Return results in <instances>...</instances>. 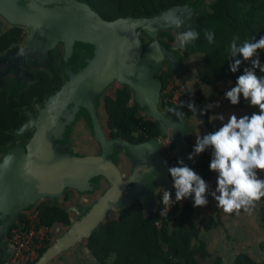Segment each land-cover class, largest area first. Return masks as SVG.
Segmentation results:
<instances>
[{"label":"water","instance_id":"obj_1","mask_svg":"<svg viewBox=\"0 0 264 264\" xmlns=\"http://www.w3.org/2000/svg\"><path fill=\"white\" fill-rule=\"evenodd\" d=\"M170 11L185 22L196 12L191 6H173L149 18L106 21L77 0H0L1 14L30 31L23 51L40 46L47 55L64 42L70 52L75 41L94 46L84 66L67 72L61 90L21 129L35 130L29 142L13 146L0 159V264L7 258L11 228L22 213L44 200L59 201L67 191L90 198L71 225L55 230L52 244L35 263L60 264L63 254L76 247H83L92 260L86 241L101 224L117 219L134 202L143 203L148 215L156 210L155 192L171 189L160 139L132 144L108 136L100 109L113 84L130 88L133 102L173 142L177 160L191 163L186 159L190 154L186 103L175 111L159 107L162 81L156 74L165 64L174 77L188 69L182 57L159 40L161 31L175 29L161 19ZM143 34L151 40L146 47ZM8 58L0 59V64ZM75 131L87 137L74 139L70 132ZM118 152L125 153L127 174L122 163L114 162ZM9 154L13 159L5 165Z\"/></svg>","mask_w":264,"mask_h":264},{"label":"trees","instance_id":"obj_2","mask_svg":"<svg viewBox=\"0 0 264 264\" xmlns=\"http://www.w3.org/2000/svg\"><path fill=\"white\" fill-rule=\"evenodd\" d=\"M77 1L86 3L101 18L109 21L120 18H149L173 6L195 8L193 17L186 21L179 31L191 28L199 33V37L184 49L174 52L179 54L184 62L200 57L201 63L197 69L198 81L213 87L214 93L223 98L232 108L249 107L243 97L237 106H232L224 97V93L234 86L236 77L242 74V69L235 74L229 71V46L237 37L239 45L245 40L253 38L258 40L260 36H264V0ZM206 30L215 34V40L211 44L205 39ZM176 32V29L161 31L159 40L173 49ZM83 46L86 48L85 58L87 59L93 49L87 48V45ZM260 59L264 63V51L260 52ZM156 78L162 81L160 109L178 110L180 106L166 101L167 97L164 94L175 77L162 68L156 74ZM199 82L196 85V94H200ZM103 100L104 107L101 110L107 114L106 126L111 138L140 144L162 135L157 124L147 118L142 109L133 102V94L129 87L122 86L112 96H106ZM18 109L16 101L0 99V155H4L13 146L19 145L16 143L19 139L27 143L32 136V130L21 132L27 121ZM208 114L207 110L204 113L206 127L209 132H212L217 128L210 124ZM26 143H22V146ZM179 204L180 202L174 203L170 215L180 211ZM37 208L41 212L42 223L48 228L59 230V227H68L72 223L69 212L57 200H44ZM162 208L161 203L157 210L147 215L145 205L134 202L123 209L117 219L101 224L86 241L92 256L91 264H200L197 255L201 253L199 248L193 247V241L206 227V223L192 222L188 230L170 231L167 218L161 216ZM192 210V203L184 204L183 210L180 211L182 220L191 221ZM262 214L264 215V206ZM24 215L25 213H22L19 218H23ZM159 220H162L161 229L156 227V222ZM236 264H245V262L239 258Z\"/></svg>","mask_w":264,"mask_h":264},{"label":"clouds","instance_id":"obj_3","mask_svg":"<svg viewBox=\"0 0 264 264\" xmlns=\"http://www.w3.org/2000/svg\"><path fill=\"white\" fill-rule=\"evenodd\" d=\"M161 19L177 30L173 51L184 49L198 39L199 33L194 29L179 31L185 21L175 12H167ZM204 35L209 44L214 42L213 32L206 30ZM237 39L234 38L229 46L228 67L234 74L242 69V74L236 77L234 86L224 93V97L232 106L239 105L243 97L248 106L258 109V112L239 117L231 113L226 122L224 114L209 116L210 121H221V126L210 133L196 135L188 159L194 160L196 155L211 149L209 170L216 173V187L210 192V185L205 179L185 165L183 160H178V166L168 167L175 189V201L171 199L172 193L165 190L162 199L165 206L191 197L194 207H206L210 195L216 207L225 214H239L241 210L251 214L256 204L264 199V178L260 175L264 173V63L260 59V52L264 51V36L258 40H245L239 45ZM219 106V103L209 104L202 112ZM187 107L197 111L191 102ZM12 159L11 154L6 156L5 165L10 164Z\"/></svg>","mask_w":264,"mask_h":264},{"label":"crops","instance_id":"obj_4","mask_svg":"<svg viewBox=\"0 0 264 264\" xmlns=\"http://www.w3.org/2000/svg\"><path fill=\"white\" fill-rule=\"evenodd\" d=\"M186 66L188 67L187 71L182 76L175 77L170 85L174 86L181 92L180 103L178 106L181 108L183 103H186V109L188 111V132L186 134V140L190 146L191 154L193 146L196 142V135L210 133L206 127L204 113L202 112V110L207 105H215L216 103H219V107H212L208 109V115L213 116L216 114H224L225 122L228 118V115L231 113H235L239 117L243 114L258 112V109L251 107H246L243 109L232 108L223 98L214 93L213 87L206 86L198 81L197 69L199 66L194 70V68L191 66V59L190 61L186 62ZM198 82L200 83L198 88L200 94L190 92L189 90L193 87H195L194 89L196 91V85ZM120 87H122V85H120ZM110 88H108V90ZM204 88L207 90H213L212 94L203 92L202 90H204ZM117 89H119V87L115 88V91ZM105 97L106 95L104 94L103 98ZM190 102L194 104L197 110L196 112L191 111L187 107V104ZM101 106L104 107V100H102ZM101 112L102 121L104 122L105 129L108 133L106 128L107 114L103 111ZM210 124L218 128L221 126V121L217 119L210 121ZM108 136L110 137L109 133ZM157 139H160L159 146L161 149V154L169 163V159L163 147V141L165 140V137L161 135ZM172 151L174 152V144H172ZM117 154L118 156L115 157L114 162L119 164V166H121L120 164L122 163V166H124L123 173L127 174L130 169L129 163L126 162L127 159L125 153L118 152ZM186 159L191 161V163H188L187 166L191 167L194 171L200 174L202 178L205 179V181L210 185L209 191H213L216 187V173H213L209 170L211 149L206 150L202 154L196 155L194 160H189L188 157ZM260 175L262 178H264V173H261ZM163 189L155 192L154 198L156 200V210L162 203L160 191ZM68 192L69 191L65 193L63 199L59 200V202L61 206L69 212L71 218L73 219L76 217L75 215H77V209L84 208L89 203L90 198L87 196L78 197L74 191H72L70 194H68ZM77 199H80L79 203L82 205V207H79L80 205L78 206L76 204ZM208 200L209 203L206 207H194L192 198H188L187 200L185 198L182 202H180V211L183 210L184 204L192 203L193 217L191 221L182 220L180 211L177 214L170 215L167 218L168 228L170 231L176 229L188 230L192 222L196 224H200L201 222L206 223V227L200 231L198 238L193 241V247L199 248V252L201 253L197 255V260L200 264H236L238 263L239 258L243 259L245 264H264V215L262 214L264 199L256 204L255 208L251 211V214L241 210L239 214L233 213L231 215L225 214L221 209H218L216 207V202L210 195L208 196ZM73 202H75V205ZM64 203H66V205H64ZM65 228L66 226L59 227L60 230H64ZM54 239L55 229L53 230V240ZM7 250L5 264H9L11 254L9 234L7 236ZM202 254H204V256H201ZM61 260L62 262H60V264L92 263V260L84 252L83 247H76L72 251L64 253Z\"/></svg>","mask_w":264,"mask_h":264},{"label":"flooded vegetation","instance_id":"obj_5","mask_svg":"<svg viewBox=\"0 0 264 264\" xmlns=\"http://www.w3.org/2000/svg\"><path fill=\"white\" fill-rule=\"evenodd\" d=\"M29 35L27 27L11 23L0 12V59L9 55L0 64V99L16 101L20 114L26 117L27 122L38 115L39 107L44 106L50 97L61 90L67 81V72L83 67L86 59V48L83 46L86 44L81 41H75L70 52L69 45L64 42L49 50L47 55L40 46L23 51ZM142 38L146 47L151 40L145 34ZM87 48L94 46L87 44ZM163 69L168 70V65L165 64ZM74 128L77 130V125ZM31 132L33 136L35 130ZM16 143L22 145L26 142L19 139Z\"/></svg>","mask_w":264,"mask_h":264},{"label":"built area","instance_id":"obj_6","mask_svg":"<svg viewBox=\"0 0 264 264\" xmlns=\"http://www.w3.org/2000/svg\"><path fill=\"white\" fill-rule=\"evenodd\" d=\"M169 103L178 106L180 103V90L169 85L164 91ZM173 142L169 138L163 141V147L169 159V167L178 166L174 152L172 151ZM171 177V176H170ZM171 189L160 191L161 202L163 193L168 190L172 193L171 199L175 201V189L171 178ZM163 204V203H162ZM173 204L165 206L161 210L162 218H168L173 208ZM156 227L161 229L162 220L156 222ZM53 242V229L48 228L41 220V212L36 207L33 211L25 213L23 218H19L9 232V243L11 254L9 264H35L41 257L44 250Z\"/></svg>","mask_w":264,"mask_h":264},{"label":"rangeland","instance_id":"obj_7","mask_svg":"<svg viewBox=\"0 0 264 264\" xmlns=\"http://www.w3.org/2000/svg\"><path fill=\"white\" fill-rule=\"evenodd\" d=\"M143 36V35H142ZM143 39V38H142ZM201 63V60H200V57H194V58H191V66L194 68V70H195V68L196 67H198L199 66V64ZM113 87H111V89H109L108 91H106V93H105V95L107 96H111V95H113L114 93H115V88H120V85L118 84V83H115V84H113L112 85ZM195 87H193V88H191L190 90V92H195V89H194ZM203 92H206V93H211L212 94V92H213V90H207V89H205L204 88V90H202ZM104 99V98H103ZM83 133V132H82ZM82 133H79L78 131H75V132H70V136L71 137H73L74 139H76L77 138V136H79V138H82L83 136H84V138L85 137H87V135L85 134V133H83V135H82ZM72 191H69L68 192V194H70ZM68 201V200H67ZM76 204L79 206L80 205V199H77L76 200ZM75 202H73V204H74ZM64 205H66V203H64ZM75 205V204H74ZM79 207H82V205H80ZM84 212V209L83 208H79V209H77V215H79V214H82ZM77 215H75V216H77Z\"/></svg>","mask_w":264,"mask_h":264}]
</instances>
